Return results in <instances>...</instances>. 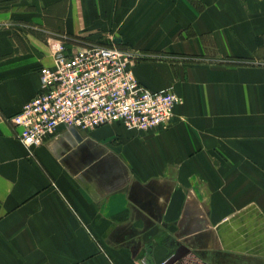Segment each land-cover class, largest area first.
I'll use <instances>...</instances> for the list:
<instances>
[{
  "label": "crops",
  "instance_id": "obj_1",
  "mask_svg": "<svg viewBox=\"0 0 264 264\" xmlns=\"http://www.w3.org/2000/svg\"><path fill=\"white\" fill-rule=\"evenodd\" d=\"M118 44L182 98L168 128L9 117L55 44ZM264 262V0H0V264Z\"/></svg>",
  "mask_w": 264,
  "mask_h": 264
},
{
  "label": "built area",
  "instance_id": "obj_2",
  "mask_svg": "<svg viewBox=\"0 0 264 264\" xmlns=\"http://www.w3.org/2000/svg\"><path fill=\"white\" fill-rule=\"evenodd\" d=\"M55 48L53 63L39 68L38 93L9 117L31 152L61 125L92 130L119 123L144 132L169 127L182 98L141 82L132 68L137 56L130 48L94 43L71 55L64 54L61 43Z\"/></svg>",
  "mask_w": 264,
  "mask_h": 264
},
{
  "label": "rangeland",
  "instance_id": "obj_3",
  "mask_svg": "<svg viewBox=\"0 0 264 264\" xmlns=\"http://www.w3.org/2000/svg\"><path fill=\"white\" fill-rule=\"evenodd\" d=\"M241 264H264V262H260V263H257V262H253V263H246V262H244V263H241Z\"/></svg>",
  "mask_w": 264,
  "mask_h": 264
}]
</instances>
